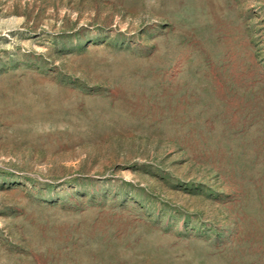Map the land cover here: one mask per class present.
<instances>
[{"label": "rangeland", "instance_id": "1", "mask_svg": "<svg viewBox=\"0 0 264 264\" xmlns=\"http://www.w3.org/2000/svg\"><path fill=\"white\" fill-rule=\"evenodd\" d=\"M0 264H264V0H0Z\"/></svg>", "mask_w": 264, "mask_h": 264}]
</instances>
